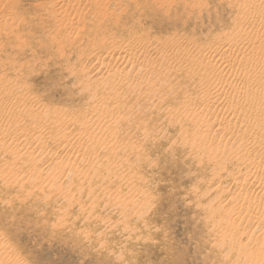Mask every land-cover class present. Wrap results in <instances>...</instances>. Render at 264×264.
Returning <instances> with one entry per match:
<instances>
[{"label": "rangeland", "instance_id": "rangeland-1", "mask_svg": "<svg viewBox=\"0 0 264 264\" xmlns=\"http://www.w3.org/2000/svg\"><path fill=\"white\" fill-rule=\"evenodd\" d=\"M36 1L20 0L23 4ZM147 1L139 11L149 14L147 33L142 37H147L149 48L166 44L168 38L174 37L183 40L182 52L204 57L203 51L197 54L199 49H211L214 42L220 46L231 43L228 35L234 27H228L230 19L249 0ZM4 12L0 8V94L9 88L18 94L12 104L13 113L9 112L13 126L5 135H9V143L29 150L33 143L22 134L38 119L49 133L62 131L65 135L62 140L42 138L43 149L53 153L61 147L67 150L64 156L54 155L53 167L37 168L41 176L34 172V177L27 179L25 176L31 173L27 162L15 158L14 170L22 171L10 177L5 169L19 152L16 146L9 153H0V182L14 185L6 194L0 184V233L12 244L11 253L17 252L22 262L25 260L23 264H264V211L254 223L240 211L231 216L233 198L242 202L258 198L262 207L264 198L256 185L248 182L250 172H245L247 182L232 183V178L237 177L233 172L239 168L240 152L219 151L229 145V140L217 138L212 129L204 130L220 116L218 104L205 110L184 104L189 127H176L168 133L161 127L155 135L142 134V124L126 119L111 128H100L101 121L96 118L92 126L99 125L94 127L97 130L73 146V118L97 102L103 103L102 97H97L103 81L89 84L95 70L90 59L101 53L92 48L90 58L81 55L74 69L72 66L53 72L49 80L41 75L39 87L31 88L14 73L9 74V43L15 37L10 33L13 25L2 17ZM37 27L41 28V24L37 23ZM215 36L219 39L214 40ZM126 73L133 80L132 73ZM176 90L166 91L161 102L149 109L148 129L156 126V117L168 119L169 124L172 117L184 113L178 110L180 106L174 110L170 107L179 105L188 95L186 90ZM116 104L118 111L111 102L105 113L111 112L114 117L115 112L126 111L122 99ZM0 121L9 122L2 118ZM75 124L79 127L77 121ZM123 125L127 127L125 131L120 130ZM194 130L201 135H194ZM231 134H240L236 125ZM122 142L127 145L125 152ZM153 149L159 156L149 154ZM139 160L141 168H135ZM214 160L218 162L217 172L206 171L208 162ZM254 162L260 165L258 159ZM221 171L224 173H218ZM212 190L216 193L211 195ZM6 196L8 206L3 205Z\"/></svg>", "mask_w": 264, "mask_h": 264}, {"label": "bare ground", "instance_id": "bare-ground-1", "mask_svg": "<svg viewBox=\"0 0 264 264\" xmlns=\"http://www.w3.org/2000/svg\"><path fill=\"white\" fill-rule=\"evenodd\" d=\"M253 1L245 3L235 11V18L230 19L228 27H234L233 32L228 35L231 43L220 46V43L214 42L211 49L198 50L197 54L203 51L204 57H192L182 52L180 45L183 40L179 38L170 37L166 44L149 48L147 37L142 39L147 33L145 28L150 23L149 14L139 11L140 7L148 3L147 0H37L31 4H23L20 0H0V8L5 9L2 17L13 25L10 33L15 37L9 43V74L14 73L31 88L39 87L37 80L41 75L49 80L53 72H63L72 66L74 69L81 55V58H90L92 48L101 53L90 59L95 70L89 84L103 81L97 94V97H102L103 103L97 102L95 106L79 112L78 116L73 114L76 116L70 128V134L75 139L71 142L73 146L96 131L94 127L100 125V128L108 129L124 119L142 124V134L155 135L161 127L166 133L175 131L176 127L183 130L189 127V116L185 115L184 104L200 110L213 108L218 104L220 116L204 126V130L208 132L212 129V134L217 138L226 137L225 140H229L230 146L219 151L240 152L237 159L239 168L233 172L237 177L232 178V183L237 185L240 180L247 182L245 172H250L248 182H253L264 198V42L260 43L264 36V0ZM37 23L41 24V28L37 27ZM18 39L19 43H16ZM213 39L217 40L219 37L215 36ZM126 70L132 73L133 80H130ZM174 88L176 91H187L188 95L179 105L174 103L170 106L172 110L180 106L178 110L183 109L184 113L172 117L169 124L168 119L156 117V126L148 129L151 122L149 109L161 102L166 91ZM1 91L0 118L9 122L0 123V153H9L15 146L19 151L6 164L5 169L9 170V177L14 172L22 171L14 170L17 166L16 158L27 162L26 166L31 173L25 179L34 177V172L40 175L39 170L35 171L37 168L53 167L54 155L64 156L67 151L62 147L56 153L51 149L44 150L41 139L49 136L62 140L65 135L62 131L49 133L37 119L34 127L22 134V137L33 143L31 149L28 150L21 144L9 143V135L5 133L13 126L9 112L13 113L12 104L18 99V94L12 88ZM120 99L126 109L123 114L115 112L112 117L111 112L105 113L111 102L115 103L118 111L119 105L116 102ZM96 118L101 122L92 126L95 125L92 120ZM118 119L119 122H116ZM230 119L233 120L231 123L228 121ZM76 121L79 127L75 124ZM233 125L238 127L239 135L231 134ZM126 129L125 125L120 126V130ZM121 144L122 152H125L127 145L124 142ZM153 151L154 149L149 154L159 156L158 152ZM187 153L193 156L191 150H187ZM255 159L259 160V166L255 164ZM140 160L135 168H141ZM207 165L209 167L207 166L206 171L217 172V161H210ZM101 169L105 170V166ZM0 184L1 191L6 194L9 187H14L13 184ZM199 189L205 191L200 187ZM215 193L214 190L210 192L211 195ZM8 196L3 199L6 202L4 206L9 205ZM135 198L139 200L138 193ZM126 201L121 199V202ZM233 204L236 210L233 207L231 216L240 211L250 223L257 222L262 217L264 207L258 198H250L244 202L233 198ZM232 226L233 222L230 221L228 227ZM10 244L0 233V264H23L25 260L22 262L23 258L17 252L13 253L18 256L11 253L13 249Z\"/></svg>", "mask_w": 264, "mask_h": 264}]
</instances>
